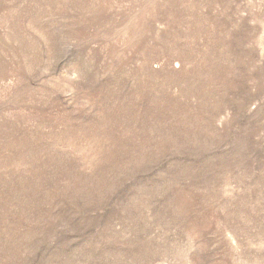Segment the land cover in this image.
<instances>
[{
    "label": "rangeland",
    "instance_id": "rangeland-1",
    "mask_svg": "<svg viewBox=\"0 0 264 264\" xmlns=\"http://www.w3.org/2000/svg\"><path fill=\"white\" fill-rule=\"evenodd\" d=\"M0 264H264V0H0Z\"/></svg>",
    "mask_w": 264,
    "mask_h": 264
}]
</instances>
